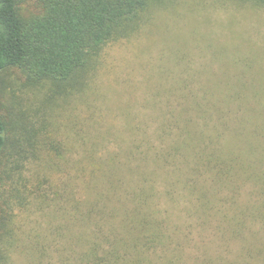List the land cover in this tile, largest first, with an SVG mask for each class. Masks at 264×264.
Returning a JSON list of instances; mask_svg holds the SVG:
<instances>
[{
	"label": "trees",
	"instance_id": "obj_1",
	"mask_svg": "<svg viewBox=\"0 0 264 264\" xmlns=\"http://www.w3.org/2000/svg\"><path fill=\"white\" fill-rule=\"evenodd\" d=\"M229 1L264 9V0ZM25 2L0 0V85L16 73L25 88L66 98L93 78L106 46L185 0H39L29 13ZM151 96L135 103L163 105L162 115H132L129 101L117 106L122 122L115 127L109 104L113 119L99 131L101 108L86 100V129L74 138L59 132L51 112L76 100H42L35 118L0 100V194L8 186L10 198L18 193L46 214L60 264H171L169 244L176 234L179 249L193 227L237 242L242 264H264V242L253 240H264V85L186 81L165 100ZM185 214L194 218L190 225L172 222ZM48 247L38 244L40 263ZM13 249L3 262L0 252V264L12 263Z\"/></svg>",
	"mask_w": 264,
	"mask_h": 264
},
{
	"label": "rangeland",
	"instance_id": "obj_2",
	"mask_svg": "<svg viewBox=\"0 0 264 264\" xmlns=\"http://www.w3.org/2000/svg\"><path fill=\"white\" fill-rule=\"evenodd\" d=\"M39 4V0H26L23 9L28 13L37 12ZM170 5L153 15L155 18L150 25L136 35L105 47L95 75L82 88L81 95L65 98L51 93L47 87L25 88L21 75L12 73L0 85L4 108L14 106L15 111L21 109L35 118L38 116L35 110L43 106L42 100H76L71 105H57L51 112L54 123L61 129L59 132L74 138L77 130L83 133L86 129V100H94L93 106L101 108L103 119L97 118L99 125H94V130L99 131L110 126L113 119L106 111L109 104L117 117L115 127L122 122V113L117 106H128L129 101L132 115L145 118L146 115H162L163 105L152 109L137 105L135 101L153 100L152 94H159V100H165L164 96L171 88L181 87L186 81L195 87L206 88L264 85V9L229 0H185L176 6ZM15 100L22 103L19 105ZM73 107L77 110V126L75 121L72 122ZM124 136L130 138L131 134L127 132ZM24 175L28 176V172ZM9 190L6 186L0 194L2 262L13 246L11 256L14 261L9 264H60L55 252L59 238L54 227L47 223L46 214L37 211V205H28L18 193L10 198ZM174 221L190 225L194 218L185 214L172 219ZM183 232L186 235L179 239V249L176 234L172 246L169 244L168 253L174 256L171 264H242L243 261L235 260L237 242L219 241L221 237L213 228L202 231L193 227ZM259 234L264 236L263 232ZM253 240L255 246L264 242L257 235ZM38 244L48 247L41 263L36 257ZM2 249L6 250L2 252ZM255 259L261 260V257ZM250 262L253 263V259Z\"/></svg>",
	"mask_w": 264,
	"mask_h": 264
}]
</instances>
